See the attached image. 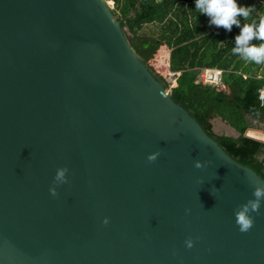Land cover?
I'll return each mask as SVG.
<instances>
[{"label": "water", "instance_id": "obj_1", "mask_svg": "<svg viewBox=\"0 0 264 264\" xmlns=\"http://www.w3.org/2000/svg\"><path fill=\"white\" fill-rule=\"evenodd\" d=\"M258 188L109 1L0 0V264H264V197L237 224Z\"/></svg>", "mask_w": 264, "mask_h": 264}, {"label": "trees", "instance_id": "obj_2", "mask_svg": "<svg viewBox=\"0 0 264 264\" xmlns=\"http://www.w3.org/2000/svg\"><path fill=\"white\" fill-rule=\"evenodd\" d=\"M106 1L112 3L114 18L126 30L124 35L130 47L143 63L161 48L168 50V70L179 73L175 87L170 89L174 103L185 109L230 158L264 180V143L243 137L249 127L247 118L264 123V103L261 105L257 99L258 90L264 85V64L233 54L240 28L234 25L227 32L210 25L209 18L195 10V0ZM237 3L254 7L247 20L237 17L240 27L253 21L258 24L264 16V0ZM252 43L258 46L264 41ZM203 68L222 71L219 90L196 81ZM154 75L166 88L164 77ZM215 118L239 136L215 134L211 125Z\"/></svg>", "mask_w": 264, "mask_h": 264}, {"label": "clouds", "instance_id": "obj_3", "mask_svg": "<svg viewBox=\"0 0 264 264\" xmlns=\"http://www.w3.org/2000/svg\"><path fill=\"white\" fill-rule=\"evenodd\" d=\"M195 10L201 15L209 18L210 25L222 28L227 32H231L233 26L240 28V33L235 37V47L232 49L234 55L243 58L245 61L254 62L256 64H264V43L258 46L253 44V40L264 41V16H262L257 24L255 21L245 23L240 27V21L237 17H243L247 20L254 7L240 6L237 0H195ZM150 161L155 160V156L149 157ZM196 167L201 165L197 163ZM66 169L57 172V179L64 177ZM55 195V191H52ZM254 201H249L248 205L243 206L242 210L237 213V224L242 232H247L253 225L252 219L248 215L249 206L252 210L259 209V200L264 197V189H256ZM191 244L189 243V247Z\"/></svg>", "mask_w": 264, "mask_h": 264}, {"label": "built area", "instance_id": "obj_4", "mask_svg": "<svg viewBox=\"0 0 264 264\" xmlns=\"http://www.w3.org/2000/svg\"><path fill=\"white\" fill-rule=\"evenodd\" d=\"M179 73H174L171 71H167L166 80H164L167 84L165 90L170 92V89L175 87V81L178 77ZM198 83L202 85H207L212 87L215 90H219L222 87V71L218 69H209L203 68L199 71L197 76ZM259 103L262 105L264 103V85L258 90Z\"/></svg>", "mask_w": 264, "mask_h": 264}, {"label": "crops", "instance_id": "obj_5", "mask_svg": "<svg viewBox=\"0 0 264 264\" xmlns=\"http://www.w3.org/2000/svg\"><path fill=\"white\" fill-rule=\"evenodd\" d=\"M247 121L249 123L248 128L254 131L255 134L257 132L256 135L257 138L264 140V136L261 135V132H264V123L258 120H251L249 118H247ZM211 125H212V131L215 134L236 138L234 136L237 135V132L234 129H232L229 125H227L225 122L221 121L219 118H215L211 120Z\"/></svg>", "mask_w": 264, "mask_h": 264}, {"label": "rangeland", "instance_id": "obj_6", "mask_svg": "<svg viewBox=\"0 0 264 264\" xmlns=\"http://www.w3.org/2000/svg\"><path fill=\"white\" fill-rule=\"evenodd\" d=\"M109 7L112 10V3L109 1ZM151 29V28H150ZM125 29H123V33H125ZM168 50L163 48L154 53L149 60L145 63V65L152 70L156 75L164 77L166 80L167 71H168ZM168 91V90H167Z\"/></svg>", "mask_w": 264, "mask_h": 264}]
</instances>
